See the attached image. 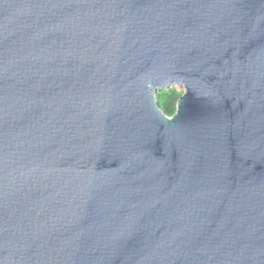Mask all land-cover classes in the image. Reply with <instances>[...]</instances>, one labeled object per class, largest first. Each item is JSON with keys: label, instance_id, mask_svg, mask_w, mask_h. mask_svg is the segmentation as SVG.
Returning a JSON list of instances; mask_svg holds the SVG:
<instances>
[{"label": "water", "instance_id": "95a60500", "mask_svg": "<svg viewBox=\"0 0 264 264\" xmlns=\"http://www.w3.org/2000/svg\"><path fill=\"white\" fill-rule=\"evenodd\" d=\"M0 264H264V0H0Z\"/></svg>", "mask_w": 264, "mask_h": 264}, {"label": "trees", "instance_id": "16d2710c", "mask_svg": "<svg viewBox=\"0 0 264 264\" xmlns=\"http://www.w3.org/2000/svg\"><path fill=\"white\" fill-rule=\"evenodd\" d=\"M181 96L174 87L163 92H158L162 110L167 115L172 116L176 112L177 102Z\"/></svg>", "mask_w": 264, "mask_h": 264}, {"label": "rangeland", "instance_id": "374dc122", "mask_svg": "<svg viewBox=\"0 0 264 264\" xmlns=\"http://www.w3.org/2000/svg\"><path fill=\"white\" fill-rule=\"evenodd\" d=\"M174 88L180 95H182L184 93V91H185V88L182 87V86H174Z\"/></svg>", "mask_w": 264, "mask_h": 264}]
</instances>
